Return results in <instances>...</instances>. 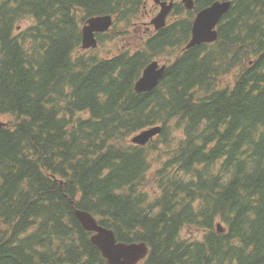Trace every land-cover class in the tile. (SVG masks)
Segmentation results:
<instances>
[{
	"label": "trees",
	"instance_id": "16d2710c",
	"mask_svg": "<svg viewBox=\"0 0 264 264\" xmlns=\"http://www.w3.org/2000/svg\"><path fill=\"white\" fill-rule=\"evenodd\" d=\"M95 1L0 0V264H108L76 210L147 244L141 264H264V0H195L232 8L191 49L197 13L134 42L130 0ZM99 16L104 50H83Z\"/></svg>",
	"mask_w": 264,
	"mask_h": 264
},
{
	"label": "water",
	"instance_id": "95a60500",
	"mask_svg": "<svg viewBox=\"0 0 264 264\" xmlns=\"http://www.w3.org/2000/svg\"><path fill=\"white\" fill-rule=\"evenodd\" d=\"M161 3V0H155ZM173 1V0H172ZM187 9L194 8V0H183ZM171 5L162 4V11L154 19L153 24L157 30L164 28L167 24L169 12L172 10ZM232 7L231 2H216L211 7L201 11L193 24L192 38L187 46L191 49L195 46L214 43L218 39L217 26L222 18L229 12ZM113 19L110 16L94 17L89 19L82 31V47L84 50L94 49L98 47L96 34L105 33L112 27ZM167 66L160 67L159 62L155 61L148 65L141 78L137 81L135 90L138 93L152 91L158 87L160 81L166 71ZM161 127H155L145 130L136 135L132 139V143L145 146L161 133ZM75 214L82 226L89 232L94 233L92 236L93 243L100 249L108 264H140L148 254L147 245L118 243L115 234L112 230H108L98 224L96 219L89 213L76 210ZM218 231L223 232L221 225L218 226Z\"/></svg>",
	"mask_w": 264,
	"mask_h": 264
},
{
	"label": "flooded vegetation",
	"instance_id": "af4514ba",
	"mask_svg": "<svg viewBox=\"0 0 264 264\" xmlns=\"http://www.w3.org/2000/svg\"><path fill=\"white\" fill-rule=\"evenodd\" d=\"M129 3L134 7V13H138L136 16H134L132 25H130L132 31L130 32L131 36L129 37V39L137 42L140 40H144L147 37L153 36L154 34L159 32L156 29V26L153 24V20L158 15V13L161 12L162 4L165 3L171 5V0H162L161 3H157L155 0H130ZM86 5L91 6L94 10L99 11V13H105V8L109 7L111 5V2L109 0L107 2H100L96 0L92 4ZM86 5L82 3L81 8L83 9ZM193 11L194 10L186 9L183 0H174L172 10L169 12L170 15L168 17L167 23L171 21L172 13H195ZM176 20L178 21V19ZM106 33L108 32L96 34L99 46L94 50H104V48L100 46L99 36ZM129 45L131 44L129 43Z\"/></svg>",
	"mask_w": 264,
	"mask_h": 264
},
{
	"label": "rangeland",
	"instance_id": "374dc122",
	"mask_svg": "<svg viewBox=\"0 0 264 264\" xmlns=\"http://www.w3.org/2000/svg\"><path fill=\"white\" fill-rule=\"evenodd\" d=\"M124 40H126V38H124Z\"/></svg>",
	"mask_w": 264,
	"mask_h": 264
},
{
	"label": "bare ground",
	"instance_id": "6f19581e",
	"mask_svg": "<svg viewBox=\"0 0 264 264\" xmlns=\"http://www.w3.org/2000/svg\"><path fill=\"white\" fill-rule=\"evenodd\" d=\"M2 121V120H1ZM5 122V121H4ZM4 124V123H3Z\"/></svg>",
	"mask_w": 264,
	"mask_h": 264
}]
</instances>
